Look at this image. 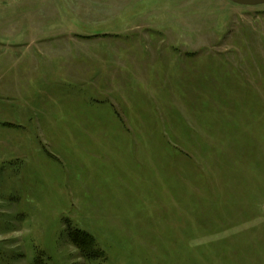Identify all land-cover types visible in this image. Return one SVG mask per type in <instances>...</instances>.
I'll list each match as a JSON object with an SVG mask.
<instances>
[{
	"label": "rangeland",
	"instance_id": "374dc122",
	"mask_svg": "<svg viewBox=\"0 0 264 264\" xmlns=\"http://www.w3.org/2000/svg\"><path fill=\"white\" fill-rule=\"evenodd\" d=\"M0 264H264V3L0 0Z\"/></svg>",
	"mask_w": 264,
	"mask_h": 264
},
{
	"label": "water",
	"instance_id": "95a60500",
	"mask_svg": "<svg viewBox=\"0 0 264 264\" xmlns=\"http://www.w3.org/2000/svg\"><path fill=\"white\" fill-rule=\"evenodd\" d=\"M239 5H260L264 3V0H229Z\"/></svg>",
	"mask_w": 264,
	"mask_h": 264
},
{
	"label": "trees",
	"instance_id": "16d2710c",
	"mask_svg": "<svg viewBox=\"0 0 264 264\" xmlns=\"http://www.w3.org/2000/svg\"><path fill=\"white\" fill-rule=\"evenodd\" d=\"M76 241V240H75ZM75 243H77V242H75ZM77 247L81 250V252L86 256V257H88V258H92V257H95V254L94 253H92L91 251H87L83 246H82V244H81V242H78L77 244Z\"/></svg>",
	"mask_w": 264,
	"mask_h": 264
}]
</instances>
